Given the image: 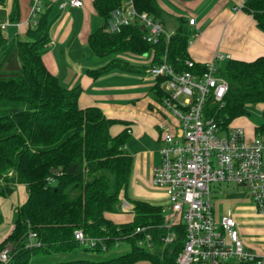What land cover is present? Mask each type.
<instances>
[{"label": "trees", "instance_id": "1", "mask_svg": "<svg viewBox=\"0 0 264 264\" xmlns=\"http://www.w3.org/2000/svg\"><path fill=\"white\" fill-rule=\"evenodd\" d=\"M5 2L0 0L2 5ZM122 2L93 1L105 24L90 33L91 49L100 55H144L153 51V62H159L167 50L168 61L176 70L187 69L184 60L190 58L188 46L196 33L188 20L181 18L174 34L170 38L161 35L157 42L143 38L145 29L138 23L125 25L117 33L108 32L109 13ZM134 3L139 11L164 22L158 0ZM241 8L253 15L264 32V0H244ZM50 9L42 4L36 22L32 21L24 34L7 37L0 28V197L10 195L16 182L24 183L28 190L26 201L14 209L12 231L0 242V251L10 248L7 262L0 260V264H30L35 257H41L36 264H175L183 246L184 228L177 227L178 238L165 244L163 237L168 228L161 205L130 199L134 214L131 220L117 222L109 215L120 211V192L130 181L132 157L124 148L128 133L124 129L112 135L110 127L122 120L106 116L98 106L81 107L83 88L63 84L46 66L43 53L50 41ZM20 16V0H12L9 21L18 22ZM113 67L134 68L122 58H111L86 72L97 77ZM205 68L196 61L192 70L202 72ZM220 74L229 82L224 104L208 102L211 112L214 108L226 127L248 115L249 105L264 104V54L253 59L228 58L220 63ZM159 85L157 80L155 88L162 100ZM261 133L264 121L255 125V134ZM10 171L15 175H9ZM138 226L146 229L136 232ZM77 229L95 242L86 244L77 239ZM147 233L151 235L148 241ZM122 240L131 243L128 250L99 253ZM81 244L98 251L97 255L68 257L67 252ZM60 252L67 254L49 260L45 257ZM227 264L264 262L233 260Z\"/></svg>", "mask_w": 264, "mask_h": 264}, {"label": "crops", "instance_id": "2", "mask_svg": "<svg viewBox=\"0 0 264 264\" xmlns=\"http://www.w3.org/2000/svg\"><path fill=\"white\" fill-rule=\"evenodd\" d=\"M94 0H84L83 7L62 6V0H42L43 8L50 7L52 23L50 41L43 60L48 69L67 86L80 85L81 107L98 106L108 117L121 119L110 127L112 135L127 130L125 152L132 157L130 181L120 192V211L109 214L117 222L131 220L134 216L130 199H141L152 204L163 205L167 195L163 188L152 184L153 169L161 162V130L157 122L161 119L175 122L159 98L155 83L157 79L147 72L153 63V53L139 55L140 63L126 60L134 68H112L97 77L86 72L106 64L111 55L95 53L89 43L90 33L102 27L105 19L95 9ZM164 10L163 21L169 28L176 29L179 20L195 18L190 27L196 32L188 46L191 58L199 63L210 61L218 50L232 57L253 59L264 54V32L258 28L253 15L241 8L244 0H158ZM33 0H20L21 16L4 29L7 37L24 34L32 23L30 17ZM12 0L0 5L9 18ZM59 13L55 11V8ZM237 7H240L239 9ZM7 20V19H6ZM121 59V57H116ZM264 105V104H263ZM240 116L231 125L242 126L247 136L255 135V126L249 131ZM227 186H231L228 184ZM244 187V186H243ZM233 188V187H232ZM214 190L213 200L217 215L232 213L240 224V235L245 245L256 255L264 258V218L256 209L248 190L233 188ZM27 199V189L20 184L7 197H0V242L14 227V209ZM152 264L149 261H141Z\"/></svg>", "mask_w": 264, "mask_h": 264}, {"label": "built area", "instance_id": "3", "mask_svg": "<svg viewBox=\"0 0 264 264\" xmlns=\"http://www.w3.org/2000/svg\"><path fill=\"white\" fill-rule=\"evenodd\" d=\"M61 5L83 7L84 0H62ZM41 6V0L32 3L30 17L34 22ZM10 23L0 22V28ZM131 23L144 27L143 38L149 42H157L161 35L170 38L175 32L148 12L139 11L134 0H123L110 11L106 30L117 33ZM188 23L195 24V18L190 17ZM228 58L230 53L218 50L210 61L202 63L206 66L202 72L192 70L196 61L191 57L184 60L187 69L176 70L166 50L159 62L147 68L159 80L164 108L177 118L175 122H157L163 143L161 162L154 167L151 179L154 186L165 190L171 210L166 215L162 208L168 228L164 243H173L179 236L176 228H184L183 246L175 264H227L256 259L264 262L245 245L236 217L232 213L217 215L213 200L214 182L244 186L264 218V133L249 138L242 126L230 123L225 127L215 109L211 112L209 108V100L219 106L224 104L229 82L218 73L220 63ZM145 229L138 226L136 232ZM75 237L86 244L95 242L82 229L75 231ZM146 238L148 241L151 235L147 233ZM9 249L7 246L0 251L4 263Z\"/></svg>", "mask_w": 264, "mask_h": 264}, {"label": "rangeland", "instance_id": "4", "mask_svg": "<svg viewBox=\"0 0 264 264\" xmlns=\"http://www.w3.org/2000/svg\"><path fill=\"white\" fill-rule=\"evenodd\" d=\"M164 2H167V0H164ZM0 5H2V4H0ZM55 11L59 13V10L57 9V7L55 8ZM6 15H7V13L3 9L0 8V18H5ZM6 19L9 20V18H6ZM5 20H0V22H3ZM188 22H189V18H188ZM169 28L172 29V27H169ZM2 30L4 31V29H2ZM116 57H121V58H124V59L129 60V61L134 62V63H140L141 62V58L139 57V55L131 53V52H118V53H116L114 55H111L109 58L111 59V58H116ZM218 74L221 75L220 72ZM248 109H249L248 110V115H245V117L242 119V122L246 125L247 130L250 131L256 124H259V123L264 121V105L262 103L251 104V105L248 106ZM245 134L247 136V132H245ZM9 175L14 176L15 173L10 171ZM20 184H24V183L16 182L14 184L13 192L17 189V187H19ZM219 185H221V190H223V191H224V189H228L227 192L233 191L234 190L233 188L246 189V187L237 186L235 183H231L230 184L231 186H227L228 184H226L224 182H221L220 184L214 182L211 185L213 191L214 190H218V186ZM26 189H27V187H26ZM27 196H28V190H27ZM162 208L164 209V213L166 215L171 214V210L168 209V202H166V204H163ZM84 245L85 244H81L80 246L75 248L72 252H67L68 254H70V255H68V257H72V256L76 255V256L93 258V257H95L97 255L98 251L95 252L94 250H91V249H85ZM130 247H131V243L128 240H122L118 245L114 246L112 249H109L106 252H99V253H101L103 255L108 254V253L111 254L110 253L111 251H115V250H119V251H123L124 250L125 251V250H128ZM67 253H61V252L58 253V254H52L51 253V254L46 255L45 257L48 260L49 259H55V257H61L62 258V256L66 255ZM40 258L41 257L32 258L31 261H30V264H36L37 261L40 260ZM137 264H144V263L143 262H139Z\"/></svg>", "mask_w": 264, "mask_h": 264}, {"label": "water", "instance_id": "5", "mask_svg": "<svg viewBox=\"0 0 264 264\" xmlns=\"http://www.w3.org/2000/svg\"><path fill=\"white\" fill-rule=\"evenodd\" d=\"M52 171H55V168H53Z\"/></svg>", "mask_w": 264, "mask_h": 264}]
</instances>
